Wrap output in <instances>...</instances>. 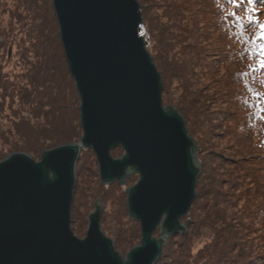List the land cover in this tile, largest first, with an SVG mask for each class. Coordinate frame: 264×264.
<instances>
[{
    "label": "trees",
    "instance_id": "obj_1",
    "mask_svg": "<svg viewBox=\"0 0 264 264\" xmlns=\"http://www.w3.org/2000/svg\"><path fill=\"white\" fill-rule=\"evenodd\" d=\"M140 1L162 99L182 114L201 163L184 218L189 226L167 238L154 264H264V40L257 38L264 0H237L239 7L229 0ZM78 105L52 0H0V143L34 158L71 143L81 135ZM94 163L82 150L71 206L76 232L86 222L84 167ZM102 188L101 228L124 253L139 242V223L127 216L123 192L122 200Z\"/></svg>",
    "mask_w": 264,
    "mask_h": 264
},
{
    "label": "water",
    "instance_id": "obj_2",
    "mask_svg": "<svg viewBox=\"0 0 264 264\" xmlns=\"http://www.w3.org/2000/svg\"><path fill=\"white\" fill-rule=\"evenodd\" d=\"M67 69L79 100L76 142L35 160L0 159V264H154L173 234H183L201 172L185 120L163 105L162 78L142 38L136 0H52ZM122 153L112 156L111 150ZM90 150L103 185H124L139 242L123 256L100 226L97 197L78 237L70 227L77 160ZM158 229V236L153 235Z\"/></svg>",
    "mask_w": 264,
    "mask_h": 264
},
{
    "label": "rangeland",
    "instance_id": "obj_3",
    "mask_svg": "<svg viewBox=\"0 0 264 264\" xmlns=\"http://www.w3.org/2000/svg\"><path fill=\"white\" fill-rule=\"evenodd\" d=\"M137 2H138V4L139 5H143V3L140 1V0H136ZM150 45V39L149 40H147V42L145 43V46H146V48H147V50H148V46ZM150 54V53H149ZM151 56V55H150ZM152 57V56H151ZM152 60H153V58H152ZM154 62V61H153ZM157 69V68H156ZM158 71V70H157ZM159 72V71H158ZM161 75V74H160ZM161 78H162V76H161ZM162 85H163V88H164V83H163V79H162ZM163 90V89H162ZM163 97V96H162ZM162 102H163V105H168V104H170V105H172V106H174L172 103H169V102H166L164 99H162ZM175 107V106H174ZM176 108V107H175ZM5 112L7 113V110H5ZM182 115V114H181ZM186 125V124H185ZM193 139H194V137L191 135V134H189ZM80 136V135H79ZM78 139V138H77ZM77 139H74V141H72V142H76L77 141ZM194 141H195V139H194ZM71 142V143H72ZM195 143H196V141H195ZM196 144H198V143H196ZM0 151H1V154H3V155H7V154H9V153H11L10 152V147H8V144H3V143H0ZM43 151V150H42ZM22 152H25V151H22ZM25 153H27V152H25ZM92 153V152H91ZM29 154V153H28ZM120 154H121V152H120ZM30 155V154H29ZM5 156H3L2 158H4ZM32 156V155H31ZM114 157H116V156H119V155H113ZM1 158V159H2ZM34 158V157H33ZM197 158H198V149H197ZM35 160H37L38 158L36 157V158H34ZM199 159V158H198ZM84 172H83V175L85 176V185L84 186H86V189H85V191L84 192H82V194H81V196L84 198V197H87V196H89L88 198H87V200H86V202H85V204H84V207L82 208V210H83V213L81 214V215H85V217L87 218V216H86V213H87V211H89V210H91L92 208H93V200H94V198L95 197H97L98 199H100V201H101V203L104 205V202H103V200L105 199V197L103 198V200H102V198L99 196L100 195V193L98 192V190H99V188H102V187H100V185H99V183H98V180H99V182H100V179H99V176H98V170H97V164H92V166H91V169H87L86 167H84ZM134 175H136V174H133V175H131V176H129L128 178H126V180H125V183H124V185H120L121 186V188H120V186L118 185V186H115V185H111V186H109V189L108 190H105L104 188H102L101 190H100V192H109V194L111 193V197L113 198L115 195L117 196V197H119L118 199H122L123 200V195L125 194V191H123L124 189H125V187H127V186H130V185H132L135 181H136V179H137V176H134ZM115 183V182H114ZM112 184V183H111ZM103 185V184H102ZM110 185V184H109ZM105 186H108V185H105ZM121 192H123V195H122V197H121ZM125 197H126V194H125ZM108 211H110V210H108ZM106 212H107V209H106ZM185 217H183L182 218V221H184V220H186V219H184ZM109 222H111L110 220H109ZM71 222H70V227H71ZM100 226H101V224H100ZM86 227H87V222H85V225H84V227L83 228H80V230H79V232H76V231H74L73 229V233L76 235V236H78V237H83L84 236V234H85V231H86ZM155 232L153 233V235H155V236H158V229H155L154 230ZM104 232V231H103ZM106 236H108V237H110L112 240H113V237L111 236V235H109V234H107V233H104ZM114 242V241H113ZM136 245V244H135ZM115 246V245H114ZM116 250H118V251H120V249H117V248H115ZM129 250V249H128ZM128 250H126L124 253H121L123 256L125 255V253L128 251Z\"/></svg>",
    "mask_w": 264,
    "mask_h": 264
},
{
    "label": "snow or ice",
    "instance_id": "obj_4",
    "mask_svg": "<svg viewBox=\"0 0 264 264\" xmlns=\"http://www.w3.org/2000/svg\"><path fill=\"white\" fill-rule=\"evenodd\" d=\"M229 2L232 3L235 7H239L237 0H229ZM247 2L249 4H253L255 0H247ZM232 15L235 16L236 14L233 13ZM237 19H239V17H237ZM247 20L249 23L258 22L255 20V18L252 15H249L247 17ZM259 27H260V32L258 33L257 38L260 40H264V24H260ZM259 55L261 56L260 67L264 68V44L260 45Z\"/></svg>",
    "mask_w": 264,
    "mask_h": 264
},
{
    "label": "built area",
    "instance_id": "obj_5",
    "mask_svg": "<svg viewBox=\"0 0 264 264\" xmlns=\"http://www.w3.org/2000/svg\"><path fill=\"white\" fill-rule=\"evenodd\" d=\"M141 30H142V38L144 40V43H146L145 42V27H144L143 23H141Z\"/></svg>",
    "mask_w": 264,
    "mask_h": 264
},
{
    "label": "bare ground",
    "instance_id": "obj_6",
    "mask_svg": "<svg viewBox=\"0 0 264 264\" xmlns=\"http://www.w3.org/2000/svg\"><path fill=\"white\" fill-rule=\"evenodd\" d=\"M147 40H149V35L147 30L145 29V42H147ZM86 222H87V218H86Z\"/></svg>",
    "mask_w": 264,
    "mask_h": 264
},
{
    "label": "flooded vegetation",
    "instance_id": "obj_7",
    "mask_svg": "<svg viewBox=\"0 0 264 264\" xmlns=\"http://www.w3.org/2000/svg\"><path fill=\"white\" fill-rule=\"evenodd\" d=\"M92 152V151H91ZM121 153H122V151H121ZM120 155V154H119ZM113 156V155H112ZM97 164V163H96ZM134 176H137V175H134Z\"/></svg>",
    "mask_w": 264,
    "mask_h": 264
}]
</instances>
